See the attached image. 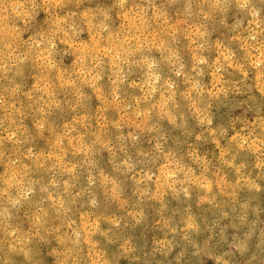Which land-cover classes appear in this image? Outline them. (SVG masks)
Masks as SVG:
<instances>
[{"label":"rangeland","instance_id":"rangeland-1","mask_svg":"<svg viewBox=\"0 0 264 264\" xmlns=\"http://www.w3.org/2000/svg\"><path fill=\"white\" fill-rule=\"evenodd\" d=\"M0 264H264V0H0Z\"/></svg>","mask_w":264,"mask_h":264},{"label":"bare ground","instance_id":"bare-ground-1","mask_svg":"<svg viewBox=\"0 0 264 264\" xmlns=\"http://www.w3.org/2000/svg\"><path fill=\"white\" fill-rule=\"evenodd\" d=\"M218 49V48H217ZM14 154V153H13ZM49 159V158H48ZM47 176V175H46ZM2 179V178H1ZM45 180V179H44ZM2 185V184H1ZM51 186V185H50ZM9 195V194H8ZM59 209V208H58ZM33 210V209H32ZM69 210V209H68ZM27 212V211H26ZM65 212V211H64ZM34 214V213H33ZM66 215V213H64ZM72 219V218H71ZM37 230V229H36ZM8 232V231H7ZM68 239V238H67ZM8 240V239H7ZM5 242V241H4ZM57 256V255H56Z\"/></svg>","mask_w":264,"mask_h":264}]
</instances>
